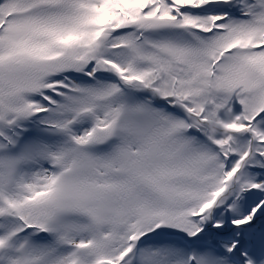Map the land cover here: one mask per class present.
<instances>
[{"label": "snow or ice", "instance_id": "obj_1", "mask_svg": "<svg viewBox=\"0 0 264 264\" xmlns=\"http://www.w3.org/2000/svg\"><path fill=\"white\" fill-rule=\"evenodd\" d=\"M0 264H264V0H0Z\"/></svg>", "mask_w": 264, "mask_h": 264}]
</instances>
